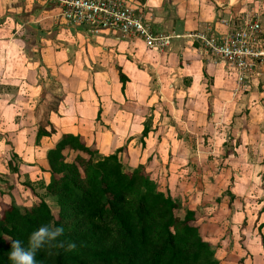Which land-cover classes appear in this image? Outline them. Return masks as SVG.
Here are the masks:
<instances>
[{
  "label": "crops",
  "instance_id": "obj_1",
  "mask_svg": "<svg viewBox=\"0 0 264 264\" xmlns=\"http://www.w3.org/2000/svg\"><path fill=\"white\" fill-rule=\"evenodd\" d=\"M125 1L139 11L154 33L180 37L154 52L139 40H124L107 33L90 36L82 28L66 26L55 19L51 7L42 0H0V133L16 131L22 142L19 127L23 124L21 119H16L20 112L34 111L42 96L61 98L57 111L49 114L54 133L37 141L36 121L24 131L28 134L24 139L32 147L43 148L44 157L41 156L40 168L34 170L35 178L42 168V181L49 182L46 152L66 133L80 135L101 156L120 149L119 156L125 151L128 170L149 164L147 172L153 169L151 176H156L159 167H167V172L177 177L173 181L191 162L187 157L191 149L178 148L183 142H202L205 149V141L210 143L221 137L219 141L223 143L226 135L233 137L227 140L230 143L240 139L245 144L239 152L243 159L248 156L246 143L259 148L255 150L259 153L264 148V107H261L264 67L259 85L252 92L242 93L217 65L203 57L191 36L207 26L226 32L241 18L256 13L264 24V3L261 0ZM45 82L55 83L56 92H45L44 86L48 84ZM245 94L247 98L257 95V99L263 100L255 104L262 114L249 122L241 112L244 106L241 100L246 98L242 99L241 95ZM233 123H237V130H232L237 132L236 136L229 131L225 134ZM222 126L224 133L217 132ZM145 127L148 131L143 135ZM221 148L217 145L211 152L210 147L206 150L218 156ZM130 149L134 152L129 156ZM17 150L16 147V156ZM197 150L204 153L199 151L198 144ZM259 156L263 161L264 154L261 152ZM252 169L254 189L262 191L264 165H254ZM7 196L9 200L4 201L8 203L11 198ZM263 202L257 208L264 207ZM260 209L256 216L250 217L254 243H249L245 234L238 236L232 255L220 261L264 264L261 248L264 229H256L264 223V212ZM250 244L254 245L253 249Z\"/></svg>",
  "mask_w": 264,
  "mask_h": 264
},
{
  "label": "trees",
  "instance_id": "obj_2",
  "mask_svg": "<svg viewBox=\"0 0 264 264\" xmlns=\"http://www.w3.org/2000/svg\"><path fill=\"white\" fill-rule=\"evenodd\" d=\"M59 101L37 123V141L55 132L49 114ZM120 151L101 156L80 135L63 134L46 152L45 198L23 211L0 203V264H226L199 233L201 215L178 218L180 204L158 191L144 166L125 168ZM46 197L55 199L56 216ZM261 247L264 261L263 239Z\"/></svg>",
  "mask_w": 264,
  "mask_h": 264
},
{
  "label": "rangeland",
  "instance_id": "obj_3",
  "mask_svg": "<svg viewBox=\"0 0 264 264\" xmlns=\"http://www.w3.org/2000/svg\"><path fill=\"white\" fill-rule=\"evenodd\" d=\"M261 1L264 3V0ZM248 4H251V2H248ZM263 67L264 64L261 68L263 69ZM45 83L49 84L44 86L48 88L44 89L45 92H50V90L56 92L58 89L55 83ZM249 91L252 92V88ZM248 94L241 95L242 99L246 97L241 100L244 104L241 112L245 114L242 117L246 118L249 122L262 114V111H259L255 107V104L257 105L258 102L261 103L263 100L257 99L255 97L257 95H254L253 99L251 96L247 98ZM53 98L45 99L42 96L39 105L34 108V111L26 109L24 112H20L21 116L19 115L16 119H21L20 122L23 124L21 128L19 127L22 131V136L20 135L21 140H23L22 142L18 139L19 134H16V131L13 132L12 130L9 131L10 133H0V195L2 198H0V203L5 202L4 199L9 200L7 199L8 194L11 198L8 203L14 202L23 211L38 203L41 197L45 198V191L41 187V182H43L41 171L43 170L41 168L37 171L38 175L36 178L34 173V170L39 169L42 163L43 148L42 145L38 146L39 148L32 147L24 139L28 136L24 131L30 128L29 124L32 122L36 121L35 123H38L39 121H44L46 110L50 109L53 105ZM261 107L263 108L264 105ZM230 126L226 128L225 134L229 131L230 134L236 136L237 132H232V130H237V123L236 125L233 123ZM233 126H236V128L234 129ZM223 127H218L216 129L217 132L224 133ZM229 139H233V137L230 138L225 135L223 143L219 141L221 137L214 139L218 141L217 143L215 141L210 143L205 141V149L201 147L203 143H198L197 141L178 144V148L181 151L185 150V148L191 149L189 150V156H187L188 161L191 160V162H188L186 170H183L182 175L176 181H173V179L177 177L171 176L167 172V167L164 168L161 165L162 167H159L160 171L158 174L151 176L155 171L152 169L151 172H147L146 166L149 164L144 165L145 172L156 184L158 191L163 192L165 195H170L174 201L180 204V209L176 211L178 218L182 219L187 210H195L201 215V218L197 220L198 231L203 239H207L210 243L212 250L215 251V258L219 261L225 256L232 255V250L235 248L234 243L236 244L239 240L238 236L243 235L242 237H245V234L248 236L247 241L254 243V240H251L253 221H250V217L256 216L258 209L263 208H257V204L260 205L261 201H264V169L262 170L263 175L260 181L262 191L254 189V174L252 175L254 165H264V160L261 161L263 157L259 156L261 152L264 154V148L261 147L260 152L256 151L255 153V150L259 148L246 143V150H248L250 158L247 159L248 156L246 155L245 160L239 155L241 147H244L245 144L240 139L236 140V143H230L227 141ZM197 144L198 147L200 145L199 151L204 153L197 152ZM217 145L223 147V150L221 148L220 155L215 156L207 152L206 149L208 147H210L209 152H211V149L214 150L213 146ZM16 147L18 149L16 151L18 156L14 154ZM253 151L255 154L251 155ZM131 152H134L133 149H130L129 156ZM124 153L125 151L118 157L124 163V166H126L125 164L129 162ZM73 158L74 155L69 156L70 160ZM185 158L183 159L184 162L186 161ZM194 159L197 160L194 161ZM257 186L259 185L257 184ZM46 200L51 212L56 216L58 207L55 204V199H47L46 197ZM262 239L264 241V237H261V241ZM250 246L251 249L254 248V245L250 244Z\"/></svg>",
  "mask_w": 264,
  "mask_h": 264
},
{
  "label": "built area",
  "instance_id": "obj_4",
  "mask_svg": "<svg viewBox=\"0 0 264 264\" xmlns=\"http://www.w3.org/2000/svg\"><path fill=\"white\" fill-rule=\"evenodd\" d=\"M59 22L82 28L87 35L114 34L124 40H139L151 51L170 45L176 35L154 33L139 11L125 0H42ZM197 50L234 81L242 93L259 84L264 64V24L258 14L246 15L226 32L207 26L191 36Z\"/></svg>",
  "mask_w": 264,
  "mask_h": 264
}]
</instances>
